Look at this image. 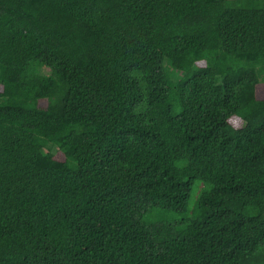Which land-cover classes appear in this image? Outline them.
Segmentation results:
<instances>
[{"label": "trees", "instance_id": "obj_1", "mask_svg": "<svg viewBox=\"0 0 264 264\" xmlns=\"http://www.w3.org/2000/svg\"><path fill=\"white\" fill-rule=\"evenodd\" d=\"M0 264H264V0H0Z\"/></svg>", "mask_w": 264, "mask_h": 264}, {"label": "rangeland", "instance_id": "obj_2", "mask_svg": "<svg viewBox=\"0 0 264 264\" xmlns=\"http://www.w3.org/2000/svg\"><path fill=\"white\" fill-rule=\"evenodd\" d=\"M44 73H46V74H50L48 70L44 71ZM194 200H195V199L193 198L192 201H191V203H194Z\"/></svg>", "mask_w": 264, "mask_h": 264}]
</instances>
